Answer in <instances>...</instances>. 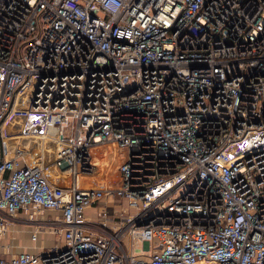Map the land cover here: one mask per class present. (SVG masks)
<instances>
[{"label":"built area","instance_id":"obj_1","mask_svg":"<svg viewBox=\"0 0 264 264\" xmlns=\"http://www.w3.org/2000/svg\"><path fill=\"white\" fill-rule=\"evenodd\" d=\"M32 208L65 245L0 264H264V0H0V237Z\"/></svg>","mask_w":264,"mask_h":264},{"label":"crops","instance_id":"obj_2","mask_svg":"<svg viewBox=\"0 0 264 264\" xmlns=\"http://www.w3.org/2000/svg\"><path fill=\"white\" fill-rule=\"evenodd\" d=\"M114 149L120 152L119 149L111 145L95 149V153H97L96 161L101 163L100 171L102 170V172L100 173V178H113V176H110L108 168L104 169L103 158L107 162L116 163L111 158L107 160L110 151ZM98 180L92 181L89 180V177H83L82 184L84 187H89V184L96 183ZM119 200L122 199L110 197L88 207L86 210L88 224L89 221L98 224L101 219V213L105 208H107L110 214L111 211L117 213L119 209L124 207L120 205L123 203L116 204ZM49 222H55L57 226H60L61 213L59 210H39L32 208L29 211H21L15 216L13 223L7 227L5 233L0 237V254L3 256H11L22 252L42 253L45 249L53 246L63 247L65 245L63 234L51 230ZM35 232H39L37 239L33 238Z\"/></svg>","mask_w":264,"mask_h":264},{"label":"rangeland","instance_id":"obj_3","mask_svg":"<svg viewBox=\"0 0 264 264\" xmlns=\"http://www.w3.org/2000/svg\"><path fill=\"white\" fill-rule=\"evenodd\" d=\"M112 152H113V150H111L110 151V153H109V155H108V159L107 160H109L110 158L113 160V158L111 157V154H112ZM103 154V153H102ZM121 156H123V151H120L119 152V157L121 158ZM104 160H103V166H105V168L104 169H107L108 168V171H109V173H110V176H114V173L116 172V169H117V164H119V162H116V163H112V162H107L106 160H105V158H103ZM100 164V166H101V163H99ZM100 173L102 172V170L101 171H99ZM104 175H106L107 176V174H105L104 173ZM111 200V199H110ZM119 203H123V204H120V205H123L124 207L123 208H125L126 206H127V201L126 200H124V199H122V200H119L116 204H119ZM121 210L119 209L117 212H120ZM116 214V212H114V211H111V215L113 216V215H115Z\"/></svg>","mask_w":264,"mask_h":264}]
</instances>
